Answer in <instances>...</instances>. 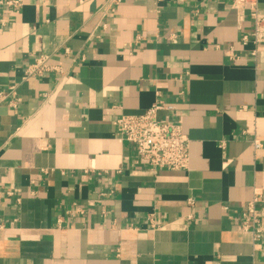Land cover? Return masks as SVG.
Listing matches in <instances>:
<instances>
[{
  "label": "crops",
  "instance_id": "0c3cea01",
  "mask_svg": "<svg viewBox=\"0 0 264 264\" xmlns=\"http://www.w3.org/2000/svg\"><path fill=\"white\" fill-rule=\"evenodd\" d=\"M107 1L0 12V264H264V237L238 225L256 191L264 221V46L253 58L241 42L248 9L121 0L102 18ZM37 55L62 73L25 78ZM157 102L190 140L186 171L150 172L115 134Z\"/></svg>",
  "mask_w": 264,
  "mask_h": 264
},
{
  "label": "built area",
  "instance_id": "2783aa9c",
  "mask_svg": "<svg viewBox=\"0 0 264 264\" xmlns=\"http://www.w3.org/2000/svg\"><path fill=\"white\" fill-rule=\"evenodd\" d=\"M121 0H108L99 10L101 17L106 18L115 14L116 7ZM23 0H0V12L7 8L12 13H18L23 7ZM232 8L238 13L239 18H245L244 10L248 9V17L252 20L253 27L248 35L242 37L243 44H252L251 57H256L258 48L264 46V15L260 14L258 0H233ZM0 25H4L0 18ZM102 29L106 25L102 24ZM137 40L140 38L137 37ZM70 50L65 47L63 55L68 57ZM56 72L62 73L61 68L50 65V57L37 55L32 63L24 71L25 78L40 79L45 75ZM7 95L0 92V106L7 102ZM14 106L11 101L8 103ZM166 109L165 106L157 102L153 104L145 113L138 116H120L112 124L115 134L122 141L130 143L134 147L136 164L143 165L150 172L186 171L189 165L190 140L184 134L179 124L161 120L158 115ZM171 109V107H167ZM255 148H259L258 142H253ZM224 147V143L220 144ZM12 196V193H8ZM260 194L253 193L251 200L246 204L239 214L238 225L241 232L250 233L253 241L258 242L264 237V221L261 220L257 211V204L260 202ZM227 211V207H223ZM81 212V210H77ZM188 220L191 217L187 218ZM149 226L156 230L158 225L153 219H149Z\"/></svg>",
  "mask_w": 264,
  "mask_h": 264
}]
</instances>
